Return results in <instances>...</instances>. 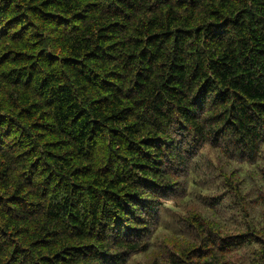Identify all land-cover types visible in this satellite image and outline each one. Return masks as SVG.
I'll use <instances>...</instances> for the list:
<instances>
[{"label":"trees","instance_id":"obj_1","mask_svg":"<svg viewBox=\"0 0 264 264\" xmlns=\"http://www.w3.org/2000/svg\"><path fill=\"white\" fill-rule=\"evenodd\" d=\"M207 143L261 157L264 0H0V264H125Z\"/></svg>","mask_w":264,"mask_h":264},{"label":"rangeland","instance_id":"obj_2","mask_svg":"<svg viewBox=\"0 0 264 264\" xmlns=\"http://www.w3.org/2000/svg\"><path fill=\"white\" fill-rule=\"evenodd\" d=\"M260 150V158L243 160L207 143L186 156L125 264H264V145Z\"/></svg>","mask_w":264,"mask_h":264}]
</instances>
